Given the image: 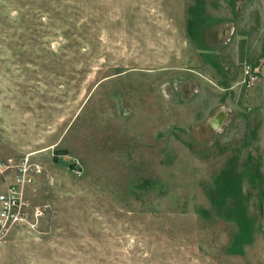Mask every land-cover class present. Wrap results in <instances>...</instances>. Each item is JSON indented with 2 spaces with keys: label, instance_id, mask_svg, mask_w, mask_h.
<instances>
[{
  "label": "rangeland",
  "instance_id": "1",
  "mask_svg": "<svg viewBox=\"0 0 264 264\" xmlns=\"http://www.w3.org/2000/svg\"><path fill=\"white\" fill-rule=\"evenodd\" d=\"M263 68L264 0H0V264H264Z\"/></svg>",
  "mask_w": 264,
  "mask_h": 264
},
{
  "label": "built area",
  "instance_id": "2",
  "mask_svg": "<svg viewBox=\"0 0 264 264\" xmlns=\"http://www.w3.org/2000/svg\"><path fill=\"white\" fill-rule=\"evenodd\" d=\"M256 73L251 67L244 66V86L250 88L258 81ZM6 171H11V175L6 189L0 193V243L13 231H35L44 213L41 207L33 208L26 197L27 189L42 174L41 166L25 156L19 161L8 159L0 162V176L4 177ZM74 173L80 175L78 169H74Z\"/></svg>",
  "mask_w": 264,
  "mask_h": 264
},
{
  "label": "crops",
  "instance_id": "3",
  "mask_svg": "<svg viewBox=\"0 0 264 264\" xmlns=\"http://www.w3.org/2000/svg\"><path fill=\"white\" fill-rule=\"evenodd\" d=\"M10 179L5 181L1 176H0V193L6 189L7 184L9 183Z\"/></svg>",
  "mask_w": 264,
  "mask_h": 264
},
{
  "label": "bare ground",
  "instance_id": "4",
  "mask_svg": "<svg viewBox=\"0 0 264 264\" xmlns=\"http://www.w3.org/2000/svg\"><path fill=\"white\" fill-rule=\"evenodd\" d=\"M220 116H221V115H220ZM219 119H220L219 116H217V118H215V119H212V120H211V124H212L214 127H218V126H219Z\"/></svg>",
  "mask_w": 264,
  "mask_h": 264
},
{
  "label": "water",
  "instance_id": "5",
  "mask_svg": "<svg viewBox=\"0 0 264 264\" xmlns=\"http://www.w3.org/2000/svg\"><path fill=\"white\" fill-rule=\"evenodd\" d=\"M262 73L264 74V68L262 69ZM220 117V115H218Z\"/></svg>",
  "mask_w": 264,
  "mask_h": 264
}]
</instances>
